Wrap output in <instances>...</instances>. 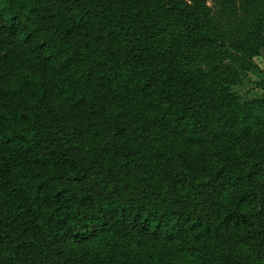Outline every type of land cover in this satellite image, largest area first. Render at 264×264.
Instances as JSON below:
<instances>
[{"label": "trees", "instance_id": "trees-1", "mask_svg": "<svg viewBox=\"0 0 264 264\" xmlns=\"http://www.w3.org/2000/svg\"><path fill=\"white\" fill-rule=\"evenodd\" d=\"M212 50L239 47L206 0H0V264H92L68 243L131 231L264 264V98Z\"/></svg>", "mask_w": 264, "mask_h": 264}, {"label": "rangeland", "instance_id": "rangeland-1", "mask_svg": "<svg viewBox=\"0 0 264 264\" xmlns=\"http://www.w3.org/2000/svg\"><path fill=\"white\" fill-rule=\"evenodd\" d=\"M217 26L226 32L227 40L232 47H239L229 58L225 52L212 50L203 68L223 64L234 72L239 85H232L231 91L241 101L252 98H264V93L256 86L262 76L250 64L245 62L246 55L260 70L264 71V46L259 45L251 37L253 30L259 26L256 19L261 15L264 22V0H206ZM264 35V24L259 28ZM161 142L165 140L161 138ZM215 143L207 142L192 146L190 150L196 153L202 150L211 155L215 151ZM210 255L217 254V241L205 239ZM66 252L71 256L86 255L92 264H134L139 259L142 264H186L182 257L181 239L154 238L150 235L141 236L131 231L129 235L101 232L94 234L82 242H69Z\"/></svg>", "mask_w": 264, "mask_h": 264}]
</instances>
